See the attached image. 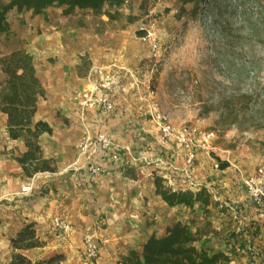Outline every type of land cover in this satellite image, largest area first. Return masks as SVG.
Here are the masks:
<instances>
[{"label": "crops", "instance_id": "obj_1", "mask_svg": "<svg viewBox=\"0 0 264 264\" xmlns=\"http://www.w3.org/2000/svg\"><path fill=\"white\" fill-rule=\"evenodd\" d=\"M66 17L55 4L40 13L15 6L7 12L8 29L0 32V53L25 47L34 56L46 88L35 118H45L53 126L52 132L42 134L41 143L57 162L54 171L26 175L14 157L25 150L24 140L10 137L7 115L0 108V264L11 258V236L31 219L46 242L22 251L31 257L63 251V264H116L121 254L142 248L152 235L165 234L180 219L194 230L205 229L200 244L229 250L246 235H230L232 231L246 218L261 214L258 206L249 204L243 183L244 177L255 174L254 159L244 148L230 147L229 139H215L212 149L201 150L190 167L183 149L161 138L158 122L146 112L153 94L138 73L144 50L130 23L100 33L70 24ZM117 72L124 77L111 91L117 100L113 110L82 105L79 92ZM99 131L114 136L118 156L99 149L93 157L102 169L92 172L77 165L76 158L80 141ZM153 141L155 145H149ZM218 156L230 165L220 167ZM156 174L174 188H204L212 202L170 205L157 192ZM58 215L70 220L71 230L56 224ZM86 234L100 244L96 262L87 259ZM236 261L240 260L236 257L231 264Z\"/></svg>", "mask_w": 264, "mask_h": 264}, {"label": "rangeland", "instance_id": "obj_2", "mask_svg": "<svg viewBox=\"0 0 264 264\" xmlns=\"http://www.w3.org/2000/svg\"><path fill=\"white\" fill-rule=\"evenodd\" d=\"M141 1L123 7L117 19L103 15L102 22L78 10L65 14L66 22L100 33L130 23L144 50L138 73L173 122L214 129L212 146L229 139L230 147L244 148L258 174L264 166V0H147L143 8ZM204 105L214 109L202 115ZM224 109L232 115L223 118ZM259 182L264 185V175ZM250 202L261 214L242 222L245 247L238 243L236 262L264 264V201L250 196Z\"/></svg>", "mask_w": 264, "mask_h": 264}, {"label": "trees", "instance_id": "obj_3", "mask_svg": "<svg viewBox=\"0 0 264 264\" xmlns=\"http://www.w3.org/2000/svg\"><path fill=\"white\" fill-rule=\"evenodd\" d=\"M133 0H10L4 3L0 0V32L9 27L7 12L12 7L18 9H31L34 13L44 12L51 4L57 5L62 14L83 10L86 14H92L100 21L120 18L124 15L122 8L131 6ZM198 4L205 0H193ZM147 0L141 1V7H145ZM136 15H132V18ZM130 18V12L128 14ZM84 24V21H83ZM142 31H140L141 33ZM0 72L4 76L0 78V108L7 115V130L12 138H22L25 150L14 157L20 162L26 175L32 176L39 171L57 169L54 156H47L41 143L42 134L52 132L53 126L45 118H35L38 102L41 96L46 94V88L39 76L34 62L33 54L25 47L13 48L8 52L0 53ZM250 92L244 95L250 96ZM207 105V104H206ZM200 110L204 114L213 106H206ZM232 110H223L222 117L232 115ZM264 143V142H263ZM219 166L225 168L230 161L218 156ZM157 192L170 204L179 203L195 205L196 202L207 204L212 202V196L204 188L194 190L192 188H174L165 184V178L161 174L155 177ZM205 229L194 230L190 223L180 219L169 226L167 232L161 236L152 235L143 247H133L128 253L121 254L116 264H231L232 260L239 256L238 243L243 247V238H237L236 244L227 250L209 244H200L201 234ZM250 231V230H249ZM247 233V227L241 226L230 235ZM36 228V220L26 222L11 236L13 252L9 261L4 264H63L66 254L56 251L46 256L31 257L22 249H27L45 244Z\"/></svg>", "mask_w": 264, "mask_h": 264}, {"label": "built area", "instance_id": "obj_4", "mask_svg": "<svg viewBox=\"0 0 264 264\" xmlns=\"http://www.w3.org/2000/svg\"><path fill=\"white\" fill-rule=\"evenodd\" d=\"M152 31L149 32L151 36ZM124 73L117 72L107 75L101 82L85 91H81L82 105L97 106L103 110L111 111L115 108L117 100L112 96L111 91L116 85L123 82ZM100 90L99 95L96 92ZM153 94L148 101V108L151 117L159 124L161 138L164 140H174L184 151L185 159L190 167H193L197 159L198 153L210 148L216 136L214 129H206L198 124H176L170 118L168 112L163 108L159 98L155 97V90L150 89ZM149 145L154 146V141ZM117 146L114 136L110 132L99 131L95 136H86L79 143V155L76 158L77 165H83L92 172H98L102 169L93 154L99 149L109 151L113 156H118L115 150ZM264 175V166H260L258 174H251L245 178L248 194L257 201H264V185L259 182L261 176ZM29 187H24L25 189ZM56 224L67 230L72 229V223L63 215L55 217ZM86 245V256L91 262H94L100 255V244L93 240L90 234L84 236Z\"/></svg>", "mask_w": 264, "mask_h": 264}]
</instances>
